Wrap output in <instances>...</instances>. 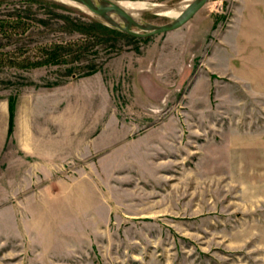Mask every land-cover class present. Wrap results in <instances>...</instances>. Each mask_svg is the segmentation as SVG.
I'll return each instance as SVG.
<instances>
[{
    "label": "rangeland",
    "instance_id": "obj_1",
    "mask_svg": "<svg viewBox=\"0 0 264 264\" xmlns=\"http://www.w3.org/2000/svg\"><path fill=\"white\" fill-rule=\"evenodd\" d=\"M24 1L0 4L29 23L0 33V264H264V0L103 43Z\"/></svg>",
    "mask_w": 264,
    "mask_h": 264
},
{
    "label": "water",
    "instance_id": "obj_2",
    "mask_svg": "<svg viewBox=\"0 0 264 264\" xmlns=\"http://www.w3.org/2000/svg\"><path fill=\"white\" fill-rule=\"evenodd\" d=\"M80 10L86 11L100 19L107 26L116 29L126 35L144 38L162 34L180 28L188 22L207 2V0H181L176 3H148L142 1V6L134 7L131 11L114 14L108 8H115L123 0H59ZM136 0H130L134 2ZM139 2V1H138ZM183 8L180 15L171 20L156 24L146 21L145 14L167 16L166 14Z\"/></svg>",
    "mask_w": 264,
    "mask_h": 264
},
{
    "label": "trees",
    "instance_id": "obj_3",
    "mask_svg": "<svg viewBox=\"0 0 264 264\" xmlns=\"http://www.w3.org/2000/svg\"><path fill=\"white\" fill-rule=\"evenodd\" d=\"M4 0H0V4ZM24 4L33 5L38 4L41 6L49 7L51 9L65 10L68 12H74L81 16H84L88 21L77 20L70 18L66 15H60L64 18V21L70 26L71 31H76L80 34L88 36L89 40H95L96 43L111 42L120 35H124L120 31L113 29L103 23L100 19L92 17L81 10L60 3L56 0H25ZM22 26L23 30L29 28V23L22 20L20 14L15 15V18H4L0 17V33H5L8 27H20ZM87 40L79 42H50L46 44H41L37 46V51L39 53L38 60L28 61L29 66H42V65H51V64H63L66 63L67 57L71 54L72 47L77 46L78 43L84 44ZM95 72L94 68H91L84 75H90ZM74 72H71L69 75H72ZM15 104L16 99L10 97L8 99V123H7V134L10 135L14 128V117H15Z\"/></svg>",
    "mask_w": 264,
    "mask_h": 264
},
{
    "label": "bare ground",
    "instance_id": "obj_4",
    "mask_svg": "<svg viewBox=\"0 0 264 264\" xmlns=\"http://www.w3.org/2000/svg\"><path fill=\"white\" fill-rule=\"evenodd\" d=\"M145 2V4L151 3V2ZM142 1H134V2H130V0H123V2L119 5L118 7L115 8H108V10L114 14H121V13H125V12H129L131 11L134 7H139L142 6ZM183 8H179L176 9L168 14H166L168 17L170 18H176L180 15V13L182 12Z\"/></svg>",
    "mask_w": 264,
    "mask_h": 264
},
{
    "label": "crops",
    "instance_id": "obj_5",
    "mask_svg": "<svg viewBox=\"0 0 264 264\" xmlns=\"http://www.w3.org/2000/svg\"><path fill=\"white\" fill-rule=\"evenodd\" d=\"M261 201H262V204H264V199H263V200H261ZM261 201H260V207H262ZM260 222H261V221H260ZM262 224H263V228H264V219H263V222H262Z\"/></svg>",
    "mask_w": 264,
    "mask_h": 264
}]
</instances>
